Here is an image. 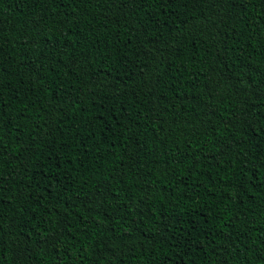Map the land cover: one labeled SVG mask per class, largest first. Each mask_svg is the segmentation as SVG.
Segmentation results:
<instances>
[{
	"label": "trees",
	"instance_id": "obj_1",
	"mask_svg": "<svg viewBox=\"0 0 264 264\" xmlns=\"http://www.w3.org/2000/svg\"><path fill=\"white\" fill-rule=\"evenodd\" d=\"M0 264H264V0H0Z\"/></svg>",
	"mask_w": 264,
	"mask_h": 264
}]
</instances>
